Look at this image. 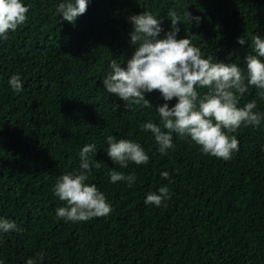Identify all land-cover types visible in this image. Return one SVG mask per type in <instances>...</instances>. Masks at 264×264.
Listing matches in <instances>:
<instances>
[{
    "label": "trees",
    "instance_id": "obj_1",
    "mask_svg": "<svg viewBox=\"0 0 264 264\" xmlns=\"http://www.w3.org/2000/svg\"><path fill=\"white\" fill-rule=\"evenodd\" d=\"M61 2L22 0L29 7L27 22L0 41V218L17 226L0 231V260L264 264V120L233 133L239 151L228 161L203 154L190 137L176 134L174 147L162 155L140 125L163 127L157 108H171L177 99L165 101L153 91L144 94L153 107H143L108 93L103 84L111 61L126 68L137 50L130 18L145 11L161 20L157 39L172 31L169 12L175 11L181 17L177 39L191 37L204 58L246 71V57L255 54L252 37L264 39V0H89L75 23L56 13ZM14 74L23 82L19 93L8 83ZM252 100L264 115L255 88L238 106ZM109 135L139 143L148 164L121 168L107 154ZM90 144L97 149L91 159L101 167L86 183L95 184L113 210L107 217L65 222L56 216L65 202L54 186L61 175L80 171V152ZM111 170L137 179L131 187L110 183ZM161 186L171 199L160 207L145 204Z\"/></svg>",
    "mask_w": 264,
    "mask_h": 264
},
{
    "label": "clouds",
    "instance_id": "obj_2",
    "mask_svg": "<svg viewBox=\"0 0 264 264\" xmlns=\"http://www.w3.org/2000/svg\"><path fill=\"white\" fill-rule=\"evenodd\" d=\"M89 0H64L56 7V13L63 21L75 23L76 19L87 12ZM29 7L22 0H0V41H7L10 32H15L27 22ZM188 19L191 14L186 12ZM172 31L166 38L157 39L162 31L161 20L151 12L145 11L130 18L134 26L131 43L138 45L127 67H121L116 59L109 65L111 71L103 80L108 93L134 105L152 108L145 98V93L158 91L165 101L177 99L169 108L165 103L158 106L157 112L163 127L148 121L140 125L141 130L150 131L159 146L162 155L172 149L173 134L180 138L190 137L205 155L228 161L239 151L236 133L249 126L259 127L264 115L257 111V103L252 100L239 107L241 97L249 88H255L260 98L264 99V39L259 35L252 37L254 55L246 57L247 69L242 70L237 64L212 62V57L204 58L201 49L192 43V38L177 39L180 31L177 25L181 17L170 11ZM197 22L199 17L194 18ZM243 45L245 40L238 38ZM11 89L17 93L23 90L19 74H14L8 81ZM207 88L201 95L198 89ZM107 154L121 168L129 164L146 165L150 157L137 142L128 139L107 137ZM97 153L96 145H85L80 152V171L63 174L54 186V195L65 206L56 210L58 219L65 222H87L93 218L107 217L112 212L107 198L95 184L86 181L92 169H99L100 162L93 161ZM110 183L126 181L131 187L137 177L134 173L111 170ZM164 179L171 178L163 172ZM171 199L167 186H161L158 192L149 193L145 204L162 206ZM17 230L14 221L0 218V231ZM43 259V253L38 254ZM0 264H4L0 260ZM26 264H37L29 258Z\"/></svg>",
    "mask_w": 264,
    "mask_h": 264
}]
</instances>
